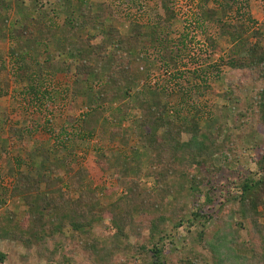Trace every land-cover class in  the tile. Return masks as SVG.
<instances>
[{
    "label": "trees",
    "instance_id": "obj_1",
    "mask_svg": "<svg viewBox=\"0 0 264 264\" xmlns=\"http://www.w3.org/2000/svg\"><path fill=\"white\" fill-rule=\"evenodd\" d=\"M66 1L57 0V4L68 9ZM13 2L17 7L25 4L24 0H0V40L8 38L5 28ZM29 2L37 19L51 17V13L49 16L42 11L43 7L38 10L37 0ZM166 3L162 22L170 25L175 15ZM249 4L250 0L197 3L200 24L214 26L232 46L231 59L226 62L229 70L246 71L254 85L245 96L234 88L224 92L223 99L231 104L230 110L228 106L224 108L231 124L219 125L214 136L201 130L200 111L189 107L187 101L182 100L184 106L173 100L163 104L154 100V92H149L146 84L142 91L136 89L140 80L132 71L131 64L136 59L132 52L140 43L147 40L160 53L159 62L167 71L177 66L185 52L183 43L174 44L168 35H161L159 24L143 28L135 23L131 33L123 37L111 24L107 28L104 25L112 9L96 15L77 9L63 12V28L47 26L39 30L34 45L46 44L48 64L55 66L54 56H63L69 47L78 45L73 49L74 58L69 64L58 65L57 71L65 76L72 74L75 87L87 77L97 81L85 93L82 130L94 136L110 105L117 103L120 111L111 115L110 142L117 140L126 149L132 137L139 138L148 153L144 176L151 180V186L142 187L140 165L125 154L115 156L113 163L100 155L101 171L112 170L115 178V185L104 191L106 195L118 193L108 205L100 203L96 191L85 189L84 171L63 159L51 164L46 151L34 173L9 167L10 184L0 188V240L23 248V264L34 248L45 264H72L69 251L83 252L89 264H194L196 248L183 245L180 249L175 243L180 231L188 234L195 226L201 227L198 247L209 253L211 264H264V147L255 148L254 171H243L238 166L228 171V154L236 153L233 131L240 128L242 120H255L264 137V39H259L256 31L255 42H248L245 22L228 18L242 10L248 14ZM88 27L92 35L87 34L83 41L78 33H87ZM27 39L33 40L32 33ZM207 40L213 46V40ZM35 52L28 51L30 62H34ZM29 60L18 65L16 73L25 81V91L35 98L39 90L35 80L41 78L42 66L34 62V71ZM74 64L77 65L72 68ZM18 137L21 140V135ZM60 165L63 177H56ZM14 199H20L26 208L20 220L11 209L3 210L6 201ZM105 222L111 233L99 236L95 229ZM245 223L249 226L246 241L241 237ZM131 238L144 241L132 244ZM119 255L128 256L119 262ZM4 260L0 252V264ZM206 261L197 251V262Z\"/></svg>",
    "mask_w": 264,
    "mask_h": 264
},
{
    "label": "rangeland",
    "instance_id": "obj_2",
    "mask_svg": "<svg viewBox=\"0 0 264 264\" xmlns=\"http://www.w3.org/2000/svg\"><path fill=\"white\" fill-rule=\"evenodd\" d=\"M24 1L25 4L20 7L13 2L5 28L8 38L0 40V188L10 184L7 175L9 167H21L23 171L30 169L31 172H36L41 166L44 151L49 153L51 164H59L63 159L68 165L74 164L76 170L84 171L85 189L96 191L102 205L112 203L118 193L106 195L104 191L115 185V178L112 170L101 171L98 164L101 154L105 155L110 163H113L115 156L125 154L135 164L140 165L142 187L147 189L151 186V180L144 176L148 153L143 150L139 138L132 137L126 149H122L117 140L110 142L109 135L113 126L111 115L120 111L117 103L110 105V110L104 114L100 129L94 136L82 130V114L87 105L85 93L89 88L92 89L97 81L87 77V81L80 82L78 87H75L72 74L65 76L57 71L58 65L69 64L70 59L74 58L73 49L78 45L69 47V52L63 53V56H54L57 63L55 66L48 64L46 60V44L39 42L34 45V40L43 27L63 28V12L67 10L70 13L71 10L83 9L84 12L96 15L109 8L112 9V16L104 21V25L107 28L111 24L123 37L131 33L135 23H140L143 28L159 24L161 35H168L174 44L183 43L185 52L177 60V66L169 67L168 71L159 62L160 53L158 54L147 40L132 52L136 59L132 61L131 67L140 80L136 88L138 91H142L146 84L150 87L148 91L154 92L155 101L164 104L171 100L176 103L185 100L189 107L195 106L200 111L198 118L203 132L214 136L219 125L227 124V127H230L231 120H227L230 116L224 108L228 106L230 110L231 104L223 99L224 92L234 88L239 95L245 96L248 95L249 88L254 87L253 78L249 77L246 71L229 70L226 62L231 59L232 46L227 38L219 35L214 26L200 24L198 0H67L68 9L61 8L57 0H37L38 10L43 7L42 11H46L49 16L51 13L47 20L37 19L32 7H28L29 0ZM165 3L172 7L175 15L170 25L162 22ZM228 18L245 22L248 42H255L256 31L260 33L259 39H264V0H250L248 14L242 10L230 14ZM89 27L86 29L87 33H78L81 40L84 41L87 34L92 35ZM29 33H32L33 40L27 39ZM209 38L213 40V46H210L207 40ZM93 42L97 43L98 40ZM32 49L36 51L33 61H38L42 66V76L35 80L39 85L35 98L29 95V91H25V81L19 79V74L16 73L18 65L27 64L28 51ZM147 60L152 62L151 68L148 67ZM34 62L28 63L31 69L36 68ZM76 65H72V68ZM74 88L76 93L73 92ZM182 105L184 106V103ZM191 111L194 114V110ZM233 132L236 153L228 154V171L237 166L243 171H254L256 167L252 157L255 156V148L264 147V137L259 132L258 124L255 120H242L240 128ZM18 135H21V140ZM220 141L221 139L217 143L221 144ZM217 160L215 157L216 165H219ZM62 169L61 166L56 177H63ZM222 173L227 174L224 170ZM131 175H134L133 172ZM5 209H11L17 220H20L24 217L26 208L20 199H14L6 201L3 210ZM104 224L95 229L99 236L111 233L106 226L107 222ZM200 231V226H195L188 234L180 231V238L175 245L180 249L183 245L186 248H196L192 257L194 264H211L209 253L202 250L201 246L198 247L201 245L197 242V233ZM248 232L249 226L245 223L241 231L242 240H248ZM129 241L139 244L144 240L131 238ZM67 250L69 251V247ZM197 251L203 253L206 262H197ZM0 252L5 255L2 264H23L25 251L15 243L0 240ZM30 253L26 264H45L44 259L37 256L35 248ZM67 254L72 256V264H89L81 251H69ZM126 256L128 255H119L117 260L125 261Z\"/></svg>",
    "mask_w": 264,
    "mask_h": 264
}]
</instances>
